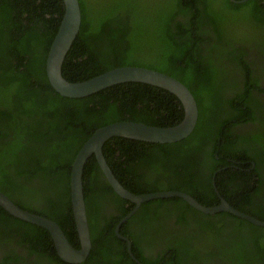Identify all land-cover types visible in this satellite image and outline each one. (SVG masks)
I'll list each match as a JSON object with an SVG mask.
<instances>
[{
  "label": "trees",
  "instance_id": "obj_1",
  "mask_svg": "<svg viewBox=\"0 0 264 264\" xmlns=\"http://www.w3.org/2000/svg\"><path fill=\"white\" fill-rule=\"evenodd\" d=\"M80 4L81 28L62 67L66 80L80 83L119 67H144L181 81L199 107L195 130L181 142L108 140L103 153L119 182L137 195L180 191L214 207L221 201L213 177L227 167L216 177L221 196L238 211L264 221V196L256 204L251 199L263 186V180L258 186L254 177L259 166L251 172L243 163L264 164V141L235 131L241 124L259 122V100L252 96L264 89L255 77L257 61L246 58L244 47L258 40L264 53V0H80ZM64 13L63 0H0V191L22 209L55 221L78 248L71 176L84 144L113 123L161 127L169 110L177 125L185 112L181 102L175 104L177 96L145 83L118 84L76 99L56 92L46 61ZM83 182L93 244L84 264H137L127 251L120 254L115 249L121 243L115 228L135 205L115 193L94 155L85 166ZM111 207H118V215L105 216ZM141 216L146 230L151 221L158 227L173 220L180 226L199 220L204 223L200 234L214 241L229 233L224 230L227 224L248 226L252 234L245 237L251 239L253 251L244 257L264 264V227L227 212L205 215L181 198L158 199L144 203L125 228ZM4 236L19 238L16 241L30 255L67 264L47 230L0 206V243L6 242ZM193 239L197 238L169 242L171 260L166 263L192 259ZM3 262L10 264L8 259Z\"/></svg>",
  "mask_w": 264,
  "mask_h": 264
},
{
  "label": "water",
  "instance_id": "obj_2",
  "mask_svg": "<svg viewBox=\"0 0 264 264\" xmlns=\"http://www.w3.org/2000/svg\"><path fill=\"white\" fill-rule=\"evenodd\" d=\"M232 1L241 3L248 0ZM63 2L65 5V13L57 35L50 47L46 61L47 77L56 92L64 97L76 99L91 96L118 84L130 82L145 83L162 88L176 95L183 103L185 117L179 125L168 128L150 126L136 122L113 123L98 129L84 144L75 158L71 176L72 209L80 238V249H76L70 243L62 228L55 221L22 209L15 202H13L10 197L1 191L0 206L13 217L37 225L49 231L54 241L57 253L63 261L71 264L84 262L91 253L92 240L87 217L83 176L84 169L89 158L95 155L100 169L114 191L120 197L131 201L136 205V209L123 218L116 229L120 238H123L119 234L120 227L132 217L138 207L149 201L170 198H182L191 206L205 214L215 215L227 212L238 218L249 221L256 226L264 227V221L238 211L223 197H221L215 182H213V184L216 193L221 199V203L220 205L214 207L203 206L191 195L180 191H164L137 195L126 189L119 182L109 167L103 154V147L105 143L113 137H123L156 144L175 143L181 141L187 138L194 131L197 125L199 118L198 103L191 90L181 81L170 75L144 67H119L80 83H72L66 80L62 74V67L69 50L79 34L82 24V10L80 0H63ZM129 253L133 257L131 247H129Z\"/></svg>",
  "mask_w": 264,
  "mask_h": 264
},
{
  "label": "flooded vegetation",
  "instance_id": "obj_3",
  "mask_svg": "<svg viewBox=\"0 0 264 264\" xmlns=\"http://www.w3.org/2000/svg\"><path fill=\"white\" fill-rule=\"evenodd\" d=\"M258 41V40H257ZM258 43V42H257ZM260 46V45H258ZM257 46L255 45V43L252 41L251 43H248L245 47L244 50L247 52V56L246 58L250 61L253 62V59H256V64L253 65L254 69H255V77H258L259 84L260 87L264 89V53L262 51L258 52L261 54V58H256L253 56V53L257 50L256 49ZM260 64V65H259ZM257 65L259 66L257 67ZM176 96V95H175ZM255 96L256 98L259 100V113H258V118H259V122L258 123H244L241 124L240 126L236 127L235 131L238 135L243 136L245 138H260L264 141V124L261 123V118L264 117V91L260 92L257 91L255 92ZM178 98V97H177ZM179 99V98H178ZM179 102H181V100L179 99L178 101L175 102V104H179ZM257 102V104H258ZM182 108L184 109L183 103L181 102ZM180 108V107H179ZM185 112V109H184ZM169 110H167V112H165L164 116L162 117V119L164 120L163 122L165 123V126H161V128H168V127H175L177 125H174V123L176 122L175 119H173L172 117L168 116ZM185 117V115H184ZM198 123V122H197ZM144 124V123H143ZM151 126V125H150ZM159 127V126H156ZM196 128V127H195ZM195 130V129H194ZM192 134V133H191ZM190 134V135H191ZM189 135V136H190ZM188 136V137H189ZM187 137V138H188ZM123 138V137H122ZM186 139V138H185ZM110 140V139H109ZM184 140V139H183ZM182 141V140H181ZM178 141V142H181ZM142 142V141H141ZM175 142V143H178ZM106 144V143H105ZM156 144V143H154ZM166 144H173V143H166ZM104 154V153H103ZM120 153H117V156H119ZM95 156V155H94ZM105 156V155H104ZM92 157V156H91ZM90 157V158H91ZM89 158V159H90ZM107 161V160H106ZM108 163V162H107ZM245 164V169H247V171H253V170H257L258 166H259V172H257L254 177L258 183V181H260L261 179L263 180V186H260L258 183V186H260L261 190H258V194L257 195H253L252 196V203L256 204L260 201L259 196H264V164H262L261 166L257 164L256 161L254 160H247L245 162H243ZM99 165V164H98ZM109 165V164H108ZM248 165H250L251 167L248 168ZM110 167V166H109ZM100 168V166H99ZM111 168V167H110ZM227 168V167H225ZM225 168H220L218 169V171L214 174L213 177V182H215L216 184V177L218 172L222 171ZM101 170V169H100ZM112 170V169H111ZM113 172V171H112ZM101 173L103 174L102 170ZM115 175V174H114ZM104 176V174H103ZM116 177V176H115ZM117 178V177H116ZM104 179L106 180L105 176ZM107 181V180H106ZM108 183V182H107ZM109 184V183H108ZM110 185V184H109ZM214 185V184H213ZM114 190V189H113ZM116 193V192H115ZM117 194V193H116ZM118 195V194H117ZM142 195V194H141ZM221 195V194H220ZM222 197V196H221ZM122 198V197H121ZM220 198V197H219ZM124 199V198H123ZM182 199V198H181ZM126 200V199H125ZM184 200V199H183ZM226 200V199H225ZM185 201V200H184ZM221 201V199H220ZM227 201V200H226ZM131 202V201H130ZM187 202V201H186ZM228 202V201H227ZM132 203V202H131ZM188 203V202H187ZM229 203V202H228ZM134 204V203H133ZM144 204V203H143ZM142 204V205H143ZM189 204V203H188ZM201 204V203H200ZM135 205V204H134ZM142 205L140 207H138V209L135 211V213L132 215V217L137 216V214L140 212ZM190 205V204H189ZM220 205V204H219ZM191 206V205H190ZM204 206V205H203ZM193 207V206H191ZM194 208V207H193ZM87 209V208H86ZM134 209H136V205L134 206ZM133 209V210H134ZM196 211V208H194ZM132 210V211H133ZM104 213L107 212V208L103 209ZM131 211V212H132ZM112 212V213H111ZM201 212V211H199ZM102 215V211L100 212ZM116 214L118 215V207H111L110 212L108 215L105 214V216L109 217L110 214ZM203 213V212H201ZM205 214V213H203ZM230 214V213H229ZM74 215V214H73ZM128 215V214H127ZM126 215V216H127ZM205 215H209V214H205ZM216 215V214H215ZM215 215H211V216H215ZM249 215V214H248ZM125 216V217H126ZM192 215H188V217H191ZM234 216V215H233ZM251 216V215H250ZM44 217V216H43ZM88 217V214H87ZM124 217V218H125ZM131 217V218H132ZM236 217V216H235ZM254 217V216H252ZM129 218L125 223L122 224V226L120 227L119 230V234L123 237L120 238L116 232V229L120 223V220L115 228V234L118 237V239L120 240V244H116L115 249L116 251H118L120 254H122V252L127 251L128 254L130 255V257L133 259V261H135V263L137 264H145V263H150V262H156V264H167L166 260L170 259L171 260V256H168L169 253L168 251H166V248L169 245V242L171 243V241H179V240H183V239H189L187 238L189 233H193V232H197L200 234L199 231H197L194 226L193 223L197 220H192L190 219L189 224L185 225V226H180V225H176L175 221L173 220V223H167V224H162L160 223L158 225V227L151 221V223L149 224L147 228V230L145 229V226H143V220L144 217H137V221L132 222L130 224H128V226L125 228L127 222L131 219ZM256 218V217H254ZM75 219V218H74ZM242 219V218H241ZM258 219V218H256ZM244 220V219H243ZM259 220V219H258ZM246 221V220H245ZM89 222V221H88ZM252 225H254L253 223L246 221ZM152 223L155 225L156 228L152 229L151 225ZM76 225V222H75ZM42 228V227H41ZM44 229V228H43ZM90 229V227H89ZM46 230V229H45ZM76 231L78 233L77 230V226H76ZM49 232V231H48ZM50 233V232H49ZM127 235H126V234ZM66 235V234H65ZM91 235V233H90ZM79 236V234H78ZM132 236V237H131ZM2 239L6 240V242L0 243V264H3L4 259H8L10 260V264H59V263H51L49 262L46 258L43 257H39L37 255H30L29 251L26 249L25 245H21L19 244L16 240H20L19 238L13 239V240H8V237L4 236ZM92 240V239H91ZM168 241V242H166ZM214 240H210L209 241H202L200 242H196L195 244H199V245H204L207 242L208 246V250H206L204 247V249H199V251L192 257V259H182L183 261H181L182 264H263L261 262H256L253 259H249L247 260V257H244V254H247V252H249L248 254H250V249L248 250H243L241 252L235 253V255H240L243 258L241 260H239V258H237L236 260H228L225 262H221V257H222V253L220 252V250H215L214 251V247L212 245V242ZM54 242V241H53ZM71 243V242H70ZM125 243V244H123ZM55 246V245H54ZM129 247H131L132 250V254L133 257L131 256V254L129 253ZM81 248V243H80V238H79V247L76 249H80ZM92 248H93V244H92ZM253 248V247H252ZM251 248V249H252ZM57 251V250H56ZM92 251V250H91ZM253 251V249H252ZM118 253V254H119ZM137 253V254H136ZM58 254V253H57ZM91 255V253H90ZM89 255V257H90ZM59 256V255H58ZM88 257V258H89ZM169 257V258H168ZM60 258V257H59ZM88 258L82 262V263H78V264H84L86 263V261L88 260ZM61 259V258H60ZM116 259V258H115ZM174 259V258H173ZM62 260V259H61ZM186 260V261H185ZM63 261V260H62ZM174 261V260H173ZM65 262V261H63ZM67 263V262H65ZM67 264H71V263H67ZM108 264V263H107Z\"/></svg>",
  "mask_w": 264,
  "mask_h": 264
},
{
  "label": "rangeland",
  "instance_id": "obj_4",
  "mask_svg": "<svg viewBox=\"0 0 264 264\" xmlns=\"http://www.w3.org/2000/svg\"><path fill=\"white\" fill-rule=\"evenodd\" d=\"M257 42L256 40H254V43H256L257 46ZM258 45H260V43L258 42ZM257 50L253 53V56L256 58H261V54L258 52V50L260 51V47L258 46L256 48ZM260 65V64H259ZM257 65V67L259 66ZM260 68V66H259ZM253 98L256 99L255 94L252 96ZM261 123L264 124V117L261 118ZM264 135V134H263ZM194 228L201 232V230L204 227V223L200 222L199 220L195 221L193 223ZM224 230H228L229 233H227L224 237L223 236H219L216 241L212 242V245L214 247V250H220V252L223 254L221 259V262H225L228 260H236L237 258L240 259V257L238 255H235V253L241 252L243 250H251L250 254L252 253V242L250 241L251 239H247L245 236L252 234V231L248 228V226L243 227L242 229H238L233 225H229L227 224V227ZM236 232V233H235ZM192 235V234H191ZM207 234H198L196 236H187V238L192 239L193 237L197 238L198 241L196 242H202V241H209L210 239L207 238ZM197 239H193L189 242H193V246H192V252L194 254H196L199 249H206L208 250V246L207 242L204 245H199V244H195L196 242H194ZM204 247V248H203Z\"/></svg>",
  "mask_w": 264,
  "mask_h": 264
}]
</instances>
